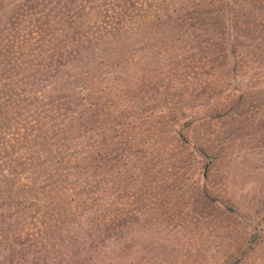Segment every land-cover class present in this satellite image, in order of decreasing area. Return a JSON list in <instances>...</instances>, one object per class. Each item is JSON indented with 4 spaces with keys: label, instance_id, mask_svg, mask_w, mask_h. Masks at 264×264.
I'll return each instance as SVG.
<instances>
[{
    "label": "trees",
    "instance_id": "obj_1",
    "mask_svg": "<svg viewBox=\"0 0 264 264\" xmlns=\"http://www.w3.org/2000/svg\"><path fill=\"white\" fill-rule=\"evenodd\" d=\"M171 23L183 31L178 51L192 49L223 80L249 79L221 117V144L264 139V0H0V264H116L128 224L111 211L114 191L176 165L154 139L160 112L125 107L131 55L144 62L151 40L152 60L173 54L160 44L171 32L150 34ZM220 148L196 149L203 181L230 156ZM199 188L223 218L226 195ZM263 205L231 209L253 228Z\"/></svg>",
    "mask_w": 264,
    "mask_h": 264
},
{
    "label": "rangeland",
    "instance_id": "obj_2",
    "mask_svg": "<svg viewBox=\"0 0 264 264\" xmlns=\"http://www.w3.org/2000/svg\"><path fill=\"white\" fill-rule=\"evenodd\" d=\"M176 4L166 10L171 11ZM162 14L152 12L154 17ZM165 32L171 33L168 37L164 34L160 44L163 50L174 46L173 54L170 52L160 61L152 60L158 43L151 40L145 45L144 62L139 61L137 50L131 55L135 61L132 93L125 107L133 113L160 112L152 119L155 128L161 129L154 139L165 145L164 155L167 159L174 157L171 161L175 160L176 165L152 178L146 176L143 184L137 172L136 181L125 190L114 191L111 211L120 224H128V237L118 235L115 244L116 264H264V212L259 220L255 219L258 226L252 228L239 223L231 209L233 204L238 205L240 213L247 216L250 210L263 205L264 139L250 135L247 146L242 141L230 146L221 144L226 135L221 117L231 111L228 103L241 97L249 79L229 76L223 80L218 73H210L205 62L195 61L192 49L178 51L183 31L175 24L150 34L154 37ZM227 81L231 84L226 88ZM220 106L228 107L216 111ZM168 134L175 143L167 139ZM181 139H187L190 145L184 153V145L178 141ZM217 145L224 147V154L228 150L230 156L212 181H203L206 162L196 149ZM101 180L108 183L109 179ZM208 185L211 192L216 188L217 196L226 195L228 199L223 218L214 207L215 200L207 202L202 198L199 186Z\"/></svg>",
    "mask_w": 264,
    "mask_h": 264
}]
</instances>
